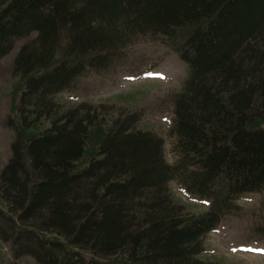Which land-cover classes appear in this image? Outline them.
Instances as JSON below:
<instances>
[{"label":"trees","instance_id":"16d2710c","mask_svg":"<svg viewBox=\"0 0 264 264\" xmlns=\"http://www.w3.org/2000/svg\"><path fill=\"white\" fill-rule=\"evenodd\" d=\"M141 35L171 40L188 68L173 96L174 165L138 114L55 101ZM25 38L0 170V239L14 258L216 264L201 257L206 235L235 200L264 190V0H0V57ZM172 180L214 204L189 215Z\"/></svg>","mask_w":264,"mask_h":264},{"label":"rangeland","instance_id":"374dc122","mask_svg":"<svg viewBox=\"0 0 264 264\" xmlns=\"http://www.w3.org/2000/svg\"><path fill=\"white\" fill-rule=\"evenodd\" d=\"M29 38L17 40L0 57V170L11 155L14 132L9 120L15 115L19 99L18 79L13 76L12 66L18 49ZM175 47L169 39L141 35L121 50L120 58L107 71L88 72L71 89L55 95V101L63 109L81 103L114 106L110 118L119 113L138 114L136 128L162 137L164 158L174 165L178 155L169 132L173 96L188 75L187 65ZM260 125L264 127V121ZM168 188L172 200L189 215L206 212L215 201L186 193L176 180L170 181ZM1 209L6 213L0 200ZM0 226L7 229L3 220ZM13 247L11 240L0 239V264H32L30 255L16 260ZM204 249L202 259L216 264H264V190L245 193L235 200L219 225L206 235Z\"/></svg>","mask_w":264,"mask_h":264},{"label":"snow or ice","instance_id":"6c2138e0","mask_svg":"<svg viewBox=\"0 0 264 264\" xmlns=\"http://www.w3.org/2000/svg\"><path fill=\"white\" fill-rule=\"evenodd\" d=\"M262 251H264V250H262Z\"/></svg>","mask_w":264,"mask_h":264}]
</instances>
